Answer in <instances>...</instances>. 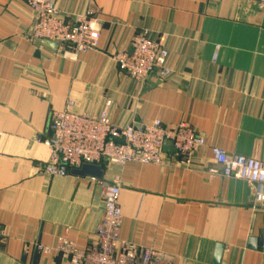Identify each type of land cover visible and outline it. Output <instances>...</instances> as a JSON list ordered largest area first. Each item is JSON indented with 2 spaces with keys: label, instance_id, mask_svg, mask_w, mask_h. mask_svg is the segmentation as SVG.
<instances>
[{
  "label": "crops",
  "instance_id": "obj_1",
  "mask_svg": "<svg viewBox=\"0 0 264 264\" xmlns=\"http://www.w3.org/2000/svg\"><path fill=\"white\" fill-rule=\"evenodd\" d=\"M260 1L57 0L66 20L90 11L100 27L97 48L73 60L36 44L24 0H0V264H67L55 251L64 233L82 248L95 243L101 180L121 186V239L159 248L173 264H264L257 185L214 173L221 167L210 150L264 161ZM145 29L170 51L166 79L141 83L118 67L115 55ZM108 100L120 125L185 122L207 146L188 165L173 158L106 165L102 179L72 169L48 175L52 111L97 116ZM217 245L224 246L219 263Z\"/></svg>",
  "mask_w": 264,
  "mask_h": 264
},
{
  "label": "built area",
  "instance_id": "obj_2",
  "mask_svg": "<svg viewBox=\"0 0 264 264\" xmlns=\"http://www.w3.org/2000/svg\"><path fill=\"white\" fill-rule=\"evenodd\" d=\"M34 14L32 38L58 42L63 56L77 60L98 46L100 27L90 11L66 20L57 0H24ZM264 6V0L260 1ZM218 49V48H217ZM217 52V50H216ZM118 67L131 79L145 82L151 77L166 79L172 74L170 51L149 30L136 33L126 50L115 55ZM71 103V102H70ZM90 116L68 108L50 115V135L45 144L50 148L44 171L50 176H64L83 164L123 166L128 162L168 165L171 160L191 164L193 155L207 146L206 139L185 122L166 125L160 119L120 125L110 119L108 108ZM171 144L173 152L164 149ZM215 171L224 177L236 178L257 185L256 197L264 201V161L243 155H231L225 149L210 148ZM104 214L96 229V242L82 248L66 233L58 239L55 251L67 264H173L168 255L154 246L138 245L120 237L123 212L119 203L121 186L117 181L101 180ZM262 245L264 248V236ZM44 254L51 247L36 245Z\"/></svg>",
  "mask_w": 264,
  "mask_h": 264
},
{
  "label": "water",
  "instance_id": "obj_3",
  "mask_svg": "<svg viewBox=\"0 0 264 264\" xmlns=\"http://www.w3.org/2000/svg\"><path fill=\"white\" fill-rule=\"evenodd\" d=\"M30 30H31L30 32L32 34L33 27H31ZM35 42L38 45H44V46H46V47H48L54 51L58 50V47H59L58 42H53V41H49V40L35 39ZM164 149L167 152H173L171 144H169V143L165 144ZM72 173L79 175V176L90 175V176H94V177H97L100 179H102L104 177V169H103V166L100 164L85 163L79 169H72ZM252 241L254 242V246H256L255 245L256 239H252ZM223 249H224L223 245H217L216 253H215V262H217V263L220 262Z\"/></svg>",
  "mask_w": 264,
  "mask_h": 264
}]
</instances>
